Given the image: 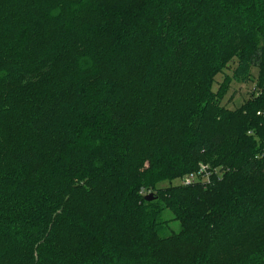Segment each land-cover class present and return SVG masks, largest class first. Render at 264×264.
<instances>
[{
	"label": "trees",
	"instance_id": "trees-1",
	"mask_svg": "<svg viewBox=\"0 0 264 264\" xmlns=\"http://www.w3.org/2000/svg\"><path fill=\"white\" fill-rule=\"evenodd\" d=\"M0 264H264V0H0Z\"/></svg>",
	"mask_w": 264,
	"mask_h": 264
},
{
	"label": "rangeland",
	"instance_id": "rangeland-1",
	"mask_svg": "<svg viewBox=\"0 0 264 264\" xmlns=\"http://www.w3.org/2000/svg\"><path fill=\"white\" fill-rule=\"evenodd\" d=\"M252 79L248 82V83H239L236 81H232L229 89L225 95V97L222 100V104L225 105L228 109H235L238 106H240L246 99L249 98L251 92L254 89V83L253 80L256 76V71L257 69L254 67L252 68ZM226 73L230 74L231 70L230 68H227L225 70ZM223 76L222 74H218L216 76V80L217 82L214 84V89H216V87L218 86V83L222 80ZM197 171V170H196ZM196 171H193L191 173H194ZM186 175H184L182 178H184ZM181 179H176L174 180V184H182L181 183ZM204 180V179H203ZM164 185H167L166 183H163ZM165 217H169V214L167 212H165ZM177 223H172L171 226L172 227H177Z\"/></svg>",
	"mask_w": 264,
	"mask_h": 264
},
{
	"label": "built area",
	"instance_id": "built-area-1",
	"mask_svg": "<svg viewBox=\"0 0 264 264\" xmlns=\"http://www.w3.org/2000/svg\"><path fill=\"white\" fill-rule=\"evenodd\" d=\"M258 114L260 112H257ZM200 177V178H199ZM199 178V180H198ZM204 179V180H203ZM208 181V171L207 167L205 165H200L199 169L194 172L186 175L184 178H182L181 183L184 185L190 184L195 181Z\"/></svg>",
	"mask_w": 264,
	"mask_h": 264
},
{
	"label": "water",
	"instance_id": "water-1",
	"mask_svg": "<svg viewBox=\"0 0 264 264\" xmlns=\"http://www.w3.org/2000/svg\"><path fill=\"white\" fill-rule=\"evenodd\" d=\"M152 197H153V194H152L151 192H149V193H147V194L145 195V199H146V200H150V199H152Z\"/></svg>",
	"mask_w": 264,
	"mask_h": 264
}]
</instances>
